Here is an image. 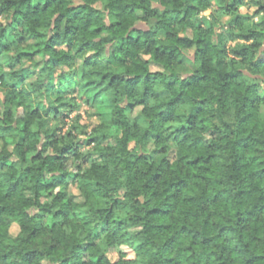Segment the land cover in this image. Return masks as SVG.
I'll return each instance as SVG.
<instances>
[{"label":"clouds","instance_id":"obj_1","mask_svg":"<svg viewBox=\"0 0 264 264\" xmlns=\"http://www.w3.org/2000/svg\"><path fill=\"white\" fill-rule=\"evenodd\" d=\"M0 264H264V0H0Z\"/></svg>","mask_w":264,"mask_h":264}]
</instances>
